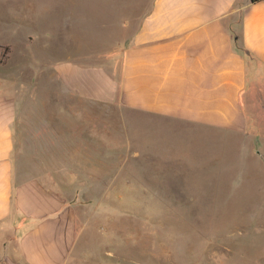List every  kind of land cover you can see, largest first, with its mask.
<instances>
[{
	"label": "rangeland",
	"instance_id": "rangeland-1",
	"mask_svg": "<svg viewBox=\"0 0 264 264\" xmlns=\"http://www.w3.org/2000/svg\"><path fill=\"white\" fill-rule=\"evenodd\" d=\"M128 1L0 0V90L43 133L22 158L53 173L44 187L79 235L71 264H264V117L247 136L146 134L136 112L74 101L58 81L54 66L120 37Z\"/></svg>",
	"mask_w": 264,
	"mask_h": 264
},
{
	"label": "crops",
	"instance_id": "crops-1",
	"mask_svg": "<svg viewBox=\"0 0 264 264\" xmlns=\"http://www.w3.org/2000/svg\"><path fill=\"white\" fill-rule=\"evenodd\" d=\"M123 7L111 23V35L113 24L121 26L120 37L96 49L99 56L54 66L68 98L136 112L146 134H257L264 0H130ZM18 102L0 90V264H71L76 225L61 196L44 187L53 173L22 158L43 133L23 126L29 115ZM67 131L60 137L81 134Z\"/></svg>",
	"mask_w": 264,
	"mask_h": 264
},
{
	"label": "trees",
	"instance_id": "trees-1",
	"mask_svg": "<svg viewBox=\"0 0 264 264\" xmlns=\"http://www.w3.org/2000/svg\"><path fill=\"white\" fill-rule=\"evenodd\" d=\"M252 2H256V1H258V0H251Z\"/></svg>",
	"mask_w": 264,
	"mask_h": 264
}]
</instances>
